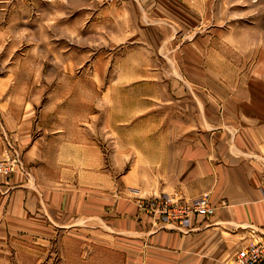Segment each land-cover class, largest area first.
Returning a JSON list of instances; mask_svg holds the SVG:
<instances>
[{
  "label": "rangeland",
  "instance_id": "obj_1",
  "mask_svg": "<svg viewBox=\"0 0 264 264\" xmlns=\"http://www.w3.org/2000/svg\"><path fill=\"white\" fill-rule=\"evenodd\" d=\"M245 85L264 96V0H0V159L15 161L0 177L25 179L29 189L35 181L54 182L59 193L77 198L78 187L86 186L61 184L63 158L76 179L84 145L102 157L104 172L114 171V153L126 144L142 151L148 121L133 118L144 112V96L156 103L159 95L192 96L205 111L210 96ZM196 122L205 125L200 116ZM29 157L38 168L31 169ZM124 168H115L116 174ZM162 195L134 198L143 221L151 218L139 204ZM94 202L72 200L73 214L86 203V217L76 214L66 228H55L51 243H9L0 229V264H164V251L123 243L121 236L118 241L110 216L98 221L93 215ZM64 218L59 213L56 223ZM151 222L155 228L161 223ZM190 229L191 222L179 230ZM251 231L240 238L234 236L240 229L210 235L226 248L215 263L230 264L255 237ZM211 250L200 251V259L213 263Z\"/></svg>",
  "mask_w": 264,
  "mask_h": 264
},
{
  "label": "crops",
  "instance_id": "obj_2",
  "mask_svg": "<svg viewBox=\"0 0 264 264\" xmlns=\"http://www.w3.org/2000/svg\"><path fill=\"white\" fill-rule=\"evenodd\" d=\"M242 88L245 89H228L222 96H210V109L205 111L192 96L159 95L157 103L144 96V112L133 118L141 116L148 121L143 131L142 151L126 144L128 148L122 150L125 155L119 150L114 153L115 163L111 165L114 171L104 172L102 157L92 151L88 154V147L84 145L77 154L80 160L75 167L76 179L71 177L70 162L65 163L63 158L61 184L88 185L92 188L89 196L84 186L78 187L75 198L70 193H59L60 187H55L54 182L41 186L35 181L36 188L29 189V181L25 179L0 177V229L8 233L9 243L11 238H20L24 243L28 240L51 243L55 228H66L76 214L86 217L83 211L88 208L86 203H79L73 214L72 200L94 197L96 213L93 215L99 216L98 221H102L103 215L110 216L107 224L118 235V241L121 236L123 243L158 248L165 252L166 258L160 260L164 264H209L200 259L199 253L210 248V258L214 261L210 264H216L221 247L226 248L220 240L210 239V235L240 229L239 234H234L240 238L249 227L264 232V96L260 92L253 95L246 85ZM199 116L205 125L196 122ZM184 120L187 121L184 123ZM109 131L112 137L117 136V130ZM29 145L28 151H31L33 142ZM29 158L31 169L38 168L33 157ZM120 166L125 168L116 174L115 168ZM103 184H108L110 189ZM159 193L189 198L205 195L212 214L210 217L193 215L188 231L169 229L164 223L155 228L150 220L143 221L134 198ZM59 213L65 217L63 224L56 223ZM55 216H58L56 220ZM4 239L6 243L5 236ZM170 246L174 249L166 250ZM144 263L156 264L151 260Z\"/></svg>",
  "mask_w": 264,
  "mask_h": 264
},
{
  "label": "built area",
  "instance_id": "obj_3",
  "mask_svg": "<svg viewBox=\"0 0 264 264\" xmlns=\"http://www.w3.org/2000/svg\"><path fill=\"white\" fill-rule=\"evenodd\" d=\"M13 165L15 161L11 157L5 155L0 159L1 172H6ZM139 206L148 212L150 221L166 223L172 229L187 228L192 215H208L212 211L204 195L189 200L173 201L167 195H162L154 198V201L140 203ZM254 235L255 237L251 238L247 245L237 249L230 264H262L264 262V234L255 231Z\"/></svg>",
  "mask_w": 264,
  "mask_h": 264
}]
</instances>
